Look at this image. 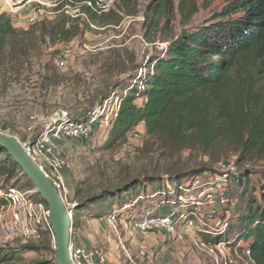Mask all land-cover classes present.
I'll return each instance as SVG.
<instances>
[{
    "label": "rangeland",
    "instance_id": "obj_1",
    "mask_svg": "<svg viewBox=\"0 0 264 264\" xmlns=\"http://www.w3.org/2000/svg\"><path fill=\"white\" fill-rule=\"evenodd\" d=\"M7 1L0 0V14H7L17 31L32 33L16 35L20 48L15 52L10 42L6 52L10 63L0 68V132L17 138L25 146H32L55 124H73L77 118L91 110L94 113L107 101L116 105L114 98L120 93L121 85L133 75H145L146 65L153 55L165 50L184 30L204 25L229 0H196L198 12L189 22L179 12L180 0H171L169 25L165 21L158 23L151 0L124 3L114 0L98 13L95 23L78 9L68 8L66 13L72 19H81L83 32L70 42L60 43L48 37L42 39L32 30L41 22L56 19L59 12H55V6L59 5V0L51 6L27 5L16 15L11 14ZM34 10L38 20L33 24L28 16ZM67 51L71 58L61 66L59 59ZM142 87L141 84L140 89ZM144 102L145 99L139 98L137 103ZM111 128L96 130L94 124L95 132L90 137L58 142L59 153L67 163L63 172L66 186L63 193L68 207L148 176L167 180L168 175L190 172L200 166H209L215 171L188 182L185 186L188 195L178 196L180 204L176 207L160 204L153 211L142 209L138 212L133 208L135 201L131 212H115L118 216L115 214L113 223L108 222L110 216L98 219L86 214L75 218L72 236L74 232L83 233L88 239L86 246L102 250L108 257V264H252L249 257L227 248L209 243L207 248L200 245L204 242L200 232L220 226L226 213L227 204L218 206L216 201L209 202L204 194L216 183L217 177L228 181L227 171L237 165L234 147L215 146L207 154L198 150L176 151L165 140L149 138L144 123H139L125 140L111 142ZM8 171L4 166L0 169V198L4 192L8 197L36 194L35 187H28L23 173L10 174ZM226 190L229 191V181ZM221 196L217 193L216 200ZM184 210L192 211L191 216H186ZM23 212V206L14 202L0 208L1 252H19L35 246L38 252L21 254V260L15 264L55 261L52 230H44L48 235L45 237L43 232L42 239L26 238ZM162 217L172 221V233L158 221L160 226L146 231L139 227L148 218ZM45 238L49 242L46 243Z\"/></svg>",
    "mask_w": 264,
    "mask_h": 264
},
{
    "label": "trees",
    "instance_id": "obj_2",
    "mask_svg": "<svg viewBox=\"0 0 264 264\" xmlns=\"http://www.w3.org/2000/svg\"><path fill=\"white\" fill-rule=\"evenodd\" d=\"M98 1L59 0L56 19L41 22L32 30L42 39L70 42L82 34L83 28L79 17L72 19L66 13L68 8L78 9L95 23ZM151 2L158 23L165 21L169 25L172 1ZM178 9L186 22L198 12L196 0H180ZM28 32L17 31L10 17L0 14V68L10 63L6 59L10 42L16 52L20 48L16 35L32 33ZM146 67L145 75H133L116 94L121 106L110 141L125 140L139 123H144L149 138L165 140L176 151L198 150L207 154L215 146L234 147L237 165L227 171L226 213L220 226L201 231L200 235L206 243L223 244L241 255L248 253L252 264H264V0H229L204 25L184 30L165 50L153 55ZM141 84L144 89H140ZM139 98L145 102L138 104ZM92 114L91 110L74 122L85 123ZM2 166L10 174L22 173L0 147V169ZM214 171L200 166L190 172L168 175L167 180L148 176L116 190H106L78 204L73 210V226L75 218L86 214L102 219L131 212L135 201L133 208L138 212L153 211L160 204L176 207L180 204L178 196L188 195V182ZM27 185L34 189L28 178ZM33 197L47 206L39 194ZM8 203L6 196L0 198V208ZM186 211V216H191L192 211ZM45 241L49 242L47 238ZM38 251L35 246L11 253L0 250V264L18 263L21 254ZM30 264L56 262L52 259Z\"/></svg>",
    "mask_w": 264,
    "mask_h": 264
},
{
    "label": "built area",
    "instance_id": "obj_3",
    "mask_svg": "<svg viewBox=\"0 0 264 264\" xmlns=\"http://www.w3.org/2000/svg\"><path fill=\"white\" fill-rule=\"evenodd\" d=\"M55 1L56 0H9L7 3L8 8H10L12 12L11 14L16 15L22 12L27 5H29V7L51 6L55 3ZM113 2L114 0H99L96 6L97 11H99L98 13L103 12L107 5L112 4ZM37 20L38 13H36V10H34L31 15L28 16V21L34 24ZM70 58V53L68 51L64 52L59 59L61 66H65ZM142 88L144 89V86ZM112 102L110 105L107 101L97 111H95V113L91 115L90 120L85 123H75V125L72 127L65 123H63L62 126L55 124L45 131V133L40 136L34 145H24L31 158L35 162H38L37 165L40 167V169L46 174L47 177L51 179L55 187L62 195L63 199L65 198V194L63 192L65 191L66 187L63 172L67 166V163L59 153L58 142L66 139L88 138L95 132L93 129L94 124L97 125L96 130L104 131L110 129L117 119L121 106L119 98L114 99V102H117L116 105H112ZM62 128H65L67 131L64 133H58V131ZM217 178L219 179H216V183L211 184L208 187V191L204 194V196L210 199L209 202L216 201L218 206H223L224 204H228L229 201L226 190L228 181L226 178ZM1 191L2 190H0V192ZM219 192L222 196L217 201L216 196ZM7 195L4 193L3 196L8 198L9 203L14 202L15 205L19 204L23 206V215L25 220L22 225L23 235L26 238L35 240L42 239V233L44 230H52L48 207L45 206L44 203L35 200V198H33L35 194L32 195L30 193V195H32L31 197H23L21 194H19L20 197L17 194L10 195V197ZM16 219L17 222H20V218L17 215ZM115 221V215H111L108 218L109 223H113ZM157 221L168 232L172 233L174 230L172 221L166 217L148 218L144 222H141L139 227L141 230L146 231L152 226H160L156 223ZM200 245L207 248L208 243L201 242ZM216 247H223V249H226L225 245L223 244L217 245ZM70 253L74 264H108V257L102 250L89 249L85 245L76 246L74 245L73 241L71 242ZM245 255L246 257L249 256L248 253H245Z\"/></svg>",
    "mask_w": 264,
    "mask_h": 264
},
{
    "label": "water",
    "instance_id": "obj_4",
    "mask_svg": "<svg viewBox=\"0 0 264 264\" xmlns=\"http://www.w3.org/2000/svg\"><path fill=\"white\" fill-rule=\"evenodd\" d=\"M0 147L5 150L14 163L22 170L35 187V193L46 202L50 224L55 239L56 264H74L71 258L73 210L78 205L68 207L53 182L31 158L26 147L15 137L0 132Z\"/></svg>",
    "mask_w": 264,
    "mask_h": 264
},
{
    "label": "crops",
    "instance_id": "obj_5",
    "mask_svg": "<svg viewBox=\"0 0 264 264\" xmlns=\"http://www.w3.org/2000/svg\"><path fill=\"white\" fill-rule=\"evenodd\" d=\"M87 240L88 239H85L83 233H81V232H76V233L74 232V236H72V241H73L74 245H76V246L77 245H80V246L85 245L86 246ZM235 252H237V251H235ZM243 256H246V255H243Z\"/></svg>",
    "mask_w": 264,
    "mask_h": 264
},
{
    "label": "bare ground",
    "instance_id": "obj_6",
    "mask_svg": "<svg viewBox=\"0 0 264 264\" xmlns=\"http://www.w3.org/2000/svg\"><path fill=\"white\" fill-rule=\"evenodd\" d=\"M141 99L144 100L143 98H141ZM138 101H139V99H138ZM74 125H75V123L70 124L69 126L72 127ZM65 131H67V130L65 128H62L61 130L58 131V133H64Z\"/></svg>",
    "mask_w": 264,
    "mask_h": 264
}]
</instances>
